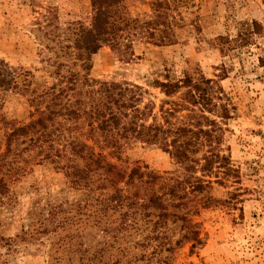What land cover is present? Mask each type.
<instances>
[{
  "label": "rangeland",
  "instance_id": "obj_1",
  "mask_svg": "<svg viewBox=\"0 0 264 264\" xmlns=\"http://www.w3.org/2000/svg\"><path fill=\"white\" fill-rule=\"evenodd\" d=\"M149 1L124 0L127 14L144 19L150 15ZM171 12L175 42L156 45L133 36L131 54L103 45L90 56L88 77L141 86L143 101L151 100L154 111L177 96L165 97L150 85L154 79L167 75L175 80L187 72L212 80L213 90L219 87L229 117L218 119L213 146L228 157L230 169L196 172L209 181L189 195L187 217L199 241L184 239L179 221L151 232L152 224L144 221L120 226L117 212L99 216L94 207L77 212L75 205L98 191L69 185L59 168L69 165V155L57 152L60 145L51 139L33 146L21 137L3 155L11 126L38 115L25 94L7 90L0 92V178L7 185L0 198V264H49L50 255L58 264H69V235L70 255L76 259L81 234L88 255L96 256L87 264H264V0H185ZM90 17V0H0L1 76L26 72L38 89L52 83L68 86L69 66L83 72L69 59L71 29L88 25ZM252 22L258 25L255 32ZM62 126L69 129V120ZM116 155L109 161L126 171L137 166L146 177L184 176L159 144L130 140ZM33 222L45 232L35 238L23 235Z\"/></svg>",
  "mask_w": 264,
  "mask_h": 264
},
{
  "label": "trees",
  "instance_id": "obj_2",
  "mask_svg": "<svg viewBox=\"0 0 264 264\" xmlns=\"http://www.w3.org/2000/svg\"><path fill=\"white\" fill-rule=\"evenodd\" d=\"M184 1L150 0V15L139 19L127 14L124 0H90L89 24L73 26L69 46L71 64H78L83 72L69 66V85L66 87L52 83L38 89L31 86L26 72H7V78L1 76L4 71L0 68V92L10 90L25 94L29 106L33 107L32 113L38 114L25 124L11 126L5 137L3 155L11 151V145L21 137V141L27 139L33 146H41L42 139H51L60 145L57 152L69 155V165L65 163L59 167L69 185L98 191L95 198L77 203V212L86 207H94L97 215L117 212L121 217L120 226L144 221L152 224L151 232L168 221H179L180 230H184L182 237L198 242V232L187 217L192 212L189 195L206 188L209 181L204 183L196 172L207 174L212 168H223L224 172L230 169L228 157L215 151L213 146L218 119L229 117L227 104L220 102L219 87L217 91L213 90L212 80L203 76L194 79L187 72L175 80L167 75L162 80L154 79L150 85L158 88L165 97L177 95L163 101L154 111L151 100L143 101L145 90L141 86L88 77L90 56L103 45L131 54L133 36H144L156 45L175 42L173 27L177 23L171 11ZM257 28L258 25L252 22V31ZM66 119L69 129L62 126V120ZM130 140L167 148L184 176L160 179L150 174L146 177L137 166L126 171L110 162L109 157L118 158L116 153L121 145ZM201 147L207 149L198 156ZM137 182L141 184L138 186ZM142 185L145 189L140 191L138 188ZM6 192L7 185L0 178V198ZM72 218L69 216V223ZM44 230L42 224L33 222V227L22 234L35 238ZM82 237V234L77 237L76 253L79 255L75 259L70 255L73 236L69 235V264L75 260L78 264H87L96 257L88 255ZM49 259V264L60 263L54 255Z\"/></svg>",
  "mask_w": 264,
  "mask_h": 264
}]
</instances>
